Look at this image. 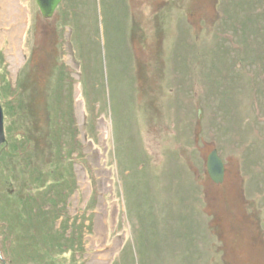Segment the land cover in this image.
I'll return each mask as SVG.
<instances>
[{
	"label": "rangeland",
	"instance_id": "rangeland-1",
	"mask_svg": "<svg viewBox=\"0 0 264 264\" xmlns=\"http://www.w3.org/2000/svg\"><path fill=\"white\" fill-rule=\"evenodd\" d=\"M6 1L0 264L44 262L38 244L58 252L75 224L83 250L65 264H264V0H61L50 19L35 0ZM57 111L72 116L84 157L53 218L38 184L53 170ZM21 125L29 136L15 140ZM15 141L33 143L20 145L22 167L5 154ZM214 149L221 184L206 170ZM23 190L39 203H25L32 217L12 197Z\"/></svg>",
	"mask_w": 264,
	"mask_h": 264
},
{
	"label": "trees",
	"instance_id": "trees-1",
	"mask_svg": "<svg viewBox=\"0 0 264 264\" xmlns=\"http://www.w3.org/2000/svg\"><path fill=\"white\" fill-rule=\"evenodd\" d=\"M62 4L59 7L60 10L62 8ZM74 10V8H70V7H65L64 9V18L62 19V25H60L61 28H66L68 26V20H71V12ZM60 37V36H59ZM61 41H62V37ZM253 50H259L256 49L255 47L253 48ZM62 55V54H60ZM81 59V58H80ZM62 64V63H61ZM59 63V70H64L63 66ZM85 69L83 68V73L85 75ZM68 71V68L66 67V70H64V72ZM62 71V74L65 76L66 74ZM67 77H63L61 79H64ZM67 82V81H65ZM86 99H89L88 95L86 94ZM5 97V96H4ZM15 97L9 98L6 103H4V100L2 103V106L5 107L7 110H10V106H12V103L14 102ZM17 102V101H16ZM15 102V104H16ZM86 116L87 119H85L87 121V123L90 125V127L93 129L95 128V121H96V116L94 114V111L92 109V106L90 105V101H87V106H86ZM20 112V110H19ZM60 111H57L55 113H57L56 117H54V123H55V128L57 129V131L53 132V143H54V150L56 153V156H54L53 158V170L51 172H45L42 173L41 175L42 177L39 178V190H40V205L38 203V201H36V196L32 198V196L30 195L33 191L30 190H23L20 194H16L14 196H12L15 200H17L20 204V208L21 211L25 212L24 215H22V217H28L31 216L32 217V211H27L25 208L26 205L25 203H27L28 201L30 202L31 199L34 200V202L40 206L41 211L45 213V215L47 216H51L53 218H57L59 217V215H63L66 212V210L64 209L65 207H62V205L65 203V197H66V193L67 191H65V187L66 186H70L72 188H74L75 185V179L73 177V173L71 171V169H68V167L70 168L71 165L70 164H74V162L76 161H81V159H83L84 155L82 154V146L80 145V142L78 141V137H77V129L74 127V121L72 119V116H68L67 120H62V117H60L59 114ZM16 116L18 117V119H21V116L19 117V114H16ZM17 122V121H16ZM55 129V130H56ZM20 130L22 133L18 134L15 136V140H19L18 137L22 136V139H24L26 136L28 137V130L27 128H24V125L20 127ZM27 131V132H26ZM62 131V132H61ZM63 131H66V136L67 139L63 138V136L61 135L63 133ZM94 138V137H93ZM95 139V138H94ZM15 145L12 147L11 150L6 151V157L8 158H14L18 159L17 163L20 167L23 166V163L21 161V157L20 156V150L22 149L20 145H24V147H26L28 150L31 149L32 147V142L30 141H25V143L21 144L20 141H15ZM24 149V148H23ZM84 169L85 171L88 173V178L90 179L91 185L93 184V177L91 174V169L89 168V165L87 163L84 162ZM21 169V168H20ZM62 170V172L60 171ZM21 171H18L17 173H20ZM54 191L59 192L58 193H49V191ZM65 191V192H64ZM92 196H91V203L89 204H94L95 202V198H96V192L92 191ZM62 196V198L60 197ZM44 205V206H43ZM59 205L61 207H59ZM43 208H49V211L47 210V212H45L43 210ZM31 221V220H30ZM1 224V222H0ZM5 224L6 227L8 228L9 225L6 223H2ZM11 229L12 231V227L8 228ZM14 230V229H13ZM41 230V229H40ZM41 232V231H40ZM73 233H70V235L67 237H63L60 238L63 240L64 244H62L59 249L58 252H51V248H49L50 246L48 245H39L38 244V248H40L38 250V248L35 250L36 251V256H34L37 260L39 258L43 259L44 262L40 263V264H65L68 260V258L71 257V260L74 261V257L78 256L82 250H83V246L82 245V232H81V225H76L75 224V229L72 231ZM37 233V229L36 228H32L30 234H32V236L36 239L35 234ZM48 228L44 229V236H47L48 234ZM22 238H20V242H23L24 245L23 248H28V247H32V245H35L37 247V241L31 242V241H27L26 238H24V236H21ZM36 242V243H35ZM20 249H23L21 246L19 247ZM67 253H71L70 257H65ZM74 256V257H73ZM40 259V262H41ZM82 262V261H81Z\"/></svg>",
	"mask_w": 264,
	"mask_h": 264
},
{
	"label": "water",
	"instance_id": "water-1",
	"mask_svg": "<svg viewBox=\"0 0 264 264\" xmlns=\"http://www.w3.org/2000/svg\"><path fill=\"white\" fill-rule=\"evenodd\" d=\"M36 6L38 7L41 17L44 19H50L53 16L54 11L57 9L61 0H36ZM4 116L3 110L0 104V146L5 142L4 136ZM206 170L208 177L214 184H221L224 178V166L221 158L218 156L216 150H213L207 155Z\"/></svg>",
	"mask_w": 264,
	"mask_h": 264
},
{
	"label": "bare ground",
	"instance_id": "bare-ground-1",
	"mask_svg": "<svg viewBox=\"0 0 264 264\" xmlns=\"http://www.w3.org/2000/svg\"><path fill=\"white\" fill-rule=\"evenodd\" d=\"M36 1V0H35ZM5 3L6 4H8L7 3V1L6 0H0V9H2L3 10V8H5ZM20 14V13H19ZM18 14V16L16 17L17 18V20H18V23L16 24V25H18V24H20V15ZM20 30V29H19ZM18 31V28L15 30V31H13V36H14V34L16 33ZM14 39V38H13ZM15 41V40H14ZM12 44V43H11Z\"/></svg>",
	"mask_w": 264,
	"mask_h": 264
}]
</instances>
